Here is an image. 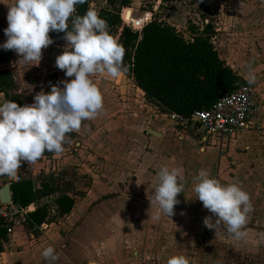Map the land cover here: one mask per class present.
Here are the masks:
<instances>
[{
  "label": "crops",
  "instance_id": "crops-1",
  "mask_svg": "<svg viewBox=\"0 0 264 264\" xmlns=\"http://www.w3.org/2000/svg\"><path fill=\"white\" fill-rule=\"evenodd\" d=\"M256 1L260 4L256 13L264 19V0L242 4L250 14ZM8 3L0 0L1 64L10 63L5 57L16 49L11 14L4 10ZM27 16L22 24L25 34ZM19 68L12 75L15 87L7 95L0 92V183L7 181L6 169L19 170L34 189L53 181L52 171L42 173L39 168L46 160L53 168L62 166L54 146L67 130V137L77 140V154L70 158L73 173L88 176L91 186L77 198L69 191L75 175L59 172L55 178L61 182L59 188L50 181L54 191L36 204L47 207L49 217L50 212L56 214V199L73 198L71 211L58 214L70 217V224L78 221L67 242L56 234L44 250L13 252L14 231L0 252L2 264H100L88 261V256L103 255L107 262L124 255H187L186 238L197 241L202 235L190 233L199 218L200 228L210 233V255H227L231 264H264V93L255 123L252 119L242 131L202 142L190 130L179 131L132 77L120 71L116 78L88 83L96 99L76 109L77 115L55 116L53 104L69 102L44 100L39 74L27 77L32 71L25 61ZM258 77L264 87V73ZM31 130L38 133L39 148L52 151L37 153L30 143V154L42 159L37 162L38 174L32 176L23 172L25 159L18 142L29 144ZM155 227L159 236L152 237L150 229ZM99 228L106 233L100 235ZM170 242L175 244L172 251L167 249ZM197 248L192 255L198 254Z\"/></svg>",
  "mask_w": 264,
  "mask_h": 264
},
{
  "label": "rangeland",
  "instance_id": "rangeland-1",
  "mask_svg": "<svg viewBox=\"0 0 264 264\" xmlns=\"http://www.w3.org/2000/svg\"><path fill=\"white\" fill-rule=\"evenodd\" d=\"M88 1V20L85 28L77 35H73L69 31L59 30L56 32L52 30L49 36L35 40L22 30L25 17L34 11L47 22L48 17H55L57 11L69 10L67 0H9L8 4H4L6 7L4 10L7 9L6 12L11 14L12 36L14 35L12 43L16 45V49L9 53V57H5V59H10V63H0V68L10 71L12 75L18 74L21 69L19 68L20 64L25 61L31 66L30 70L32 71L27 74L28 76H25L32 77L34 73L39 74L36 78H39V83L44 89V100L67 101L77 110L86 108L91 99H96V92L90 91L88 86V83H92L93 79L116 78L119 71L128 77L123 65L119 69L118 63H113L112 52L119 29L100 21L101 11L111 10L112 6L109 5L108 0ZM259 7L260 4L256 1L254 11L248 14L250 8L244 7L242 0H175L170 3H164L161 0H131L129 7L122 9L120 14L122 24L131 25L138 20L137 17L141 14L145 15V22L156 19L168 23L185 39L192 37L191 34L195 30L202 31L206 26H209L208 33L220 58L224 62L228 61L230 67L237 74L243 75V78L246 76V81H252L256 86L258 110L254 119L260 113V104L264 93V87L258 81V76L264 73V19L259 13H256ZM60 18L63 19V17ZM249 26L251 28H248ZM134 27L136 28V26ZM248 29L253 30L249 31ZM35 64L38 68H34ZM157 108L159 111L161 110L160 107ZM255 122L256 120L253 123ZM67 136L68 132L65 130L59 137V144L54 146L57 151L55 159H60L62 166L53 168L52 158L49 157L51 164L44 160L43 168L42 166L39 168L42 173H51L52 171L55 174L54 180L50 181L58 188L61 182H56L57 174L62 171L74 172L70 158L74 156V153L77 154V146L74 144V141L77 140ZM77 139L81 142V138L77 137ZM18 142L22 146L20 156L25 159V166L22 167L25 169L23 172L31 176L37 175V162L42 160L41 156L35 152V156L30 154V140L29 144L21 139ZM16 175H19V170L6 169L5 171L7 180L13 179ZM82 175H75L69 190L77 198H81L82 194L91 186L90 178ZM69 220L68 216L58 217V214L50 212L48 224L34 228H29L24 222L17 225L14 235L11 237V247L14 248L11 250L13 252L34 251L36 248L44 250L53 243V236L56 234L61 235L67 242L68 236L78 223L75 221L70 224ZM199 220L200 218L197 221L194 220V226L190 228V233L199 232L200 234L202 232L201 238L197 241L191 237L186 238L187 255H124L122 260H107V262L103 259V255H89L87 260L100 264H212V261H215L216 264H231L227 255H210V233L208 230L205 231L206 228H200ZM110 230L114 232V229H108V231ZM98 231L100 235L106 233L104 229L99 228ZM160 231H163L164 234L163 229ZM150 232L152 237L159 236L157 227L150 229ZM174 245L170 242L167 245L168 251L174 250ZM196 247H198V254L192 255ZM8 249L9 247L7 251H9ZM15 256L13 255V257Z\"/></svg>",
  "mask_w": 264,
  "mask_h": 264
},
{
  "label": "trees",
  "instance_id": "trees-1",
  "mask_svg": "<svg viewBox=\"0 0 264 264\" xmlns=\"http://www.w3.org/2000/svg\"><path fill=\"white\" fill-rule=\"evenodd\" d=\"M170 3L175 0H161ZM111 10L101 11V20L119 29L113 47L114 62L118 68L124 66L147 98L156 103L162 111L176 112L188 117L195 110L207 108L224 92H229L246 80L228 66L219 56L209 35V26L202 31L192 32L191 39H185L172 25L151 19L139 29L122 24L121 10L129 7L131 0H108ZM67 11H57L56 16L44 21L37 12L27 16L24 30L34 38H45L53 31H69L77 35L88 20V0H67ZM47 8V7H46ZM45 8V10H46ZM60 17H63L61 19ZM15 87L12 73L0 69V92ZM55 116L77 115L69 103L53 104ZM31 144L37 153L51 154L41 150L38 133L31 130ZM54 191L50 181H43L38 189L33 188L30 179L11 182L12 203L19 208L36 203L44 195ZM56 214L69 213L74 205L73 198L61 196L55 201ZM49 211L44 205L28 213L29 228L48 222ZM46 220V221H45ZM8 228L0 224V252L8 242Z\"/></svg>",
  "mask_w": 264,
  "mask_h": 264
},
{
  "label": "built area",
  "instance_id": "built-area-1",
  "mask_svg": "<svg viewBox=\"0 0 264 264\" xmlns=\"http://www.w3.org/2000/svg\"><path fill=\"white\" fill-rule=\"evenodd\" d=\"M257 96L255 84L252 81H246L232 91L221 93L207 108L195 110L188 117L169 110L162 112L170 118L179 131L190 130L200 141L205 142L209 137H223L246 129L257 113ZM23 179L25 178L21 174L16 175L13 179L0 183V188L5 183L11 184ZM38 205L41 206V203L39 202ZM35 207L37 204L31 203L19 208L12 202H2L0 198V224L8 228L10 235L17 225L26 223L28 213Z\"/></svg>",
  "mask_w": 264,
  "mask_h": 264
},
{
  "label": "water",
  "instance_id": "water-1",
  "mask_svg": "<svg viewBox=\"0 0 264 264\" xmlns=\"http://www.w3.org/2000/svg\"><path fill=\"white\" fill-rule=\"evenodd\" d=\"M144 18H145V15L141 14L140 16L137 17L138 20L136 21V23L143 21V25H144V23H145ZM131 25H132V23H131ZM0 198H1V201L4 203L12 202V192H11V184L10 183H5L4 185L1 186Z\"/></svg>",
  "mask_w": 264,
  "mask_h": 264
},
{
  "label": "bare ground",
  "instance_id": "bare-ground-1",
  "mask_svg": "<svg viewBox=\"0 0 264 264\" xmlns=\"http://www.w3.org/2000/svg\"><path fill=\"white\" fill-rule=\"evenodd\" d=\"M132 25H133V27L136 26V28H141L143 25V21H140L139 23L134 22V23H132Z\"/></svg>",
  "mask_w": 264,
  "mask_h": 264
}]
</instances>
